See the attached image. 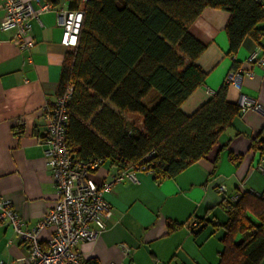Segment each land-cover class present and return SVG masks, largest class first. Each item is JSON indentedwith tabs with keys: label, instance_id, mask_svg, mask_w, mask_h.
I'll list each match as a JSON object with an SVG mask.
<instances>
[{
	"label": "crops",
	"instance_id": "obj_1",
	"mask_svg": "<svg viewBox=\"0 0 264 264\" xmlns=\"http://www.w3.org/2000/svg\"><path fill=\"white\" fill-rule=\"evenodd\" d=\"M23 1L31 2L38 12V1L53 4L54 10L32 21L35 46L30 52H21L13 44V32L0 31V194L12 202L29 228H35L58 200L53 172L44 157V108L58 96L64 59L70 50L61 44L58 11L72 7L70 0ZM229 18L227 12L207 9L190 28L207 47L198 61L207 77L182 105L185 115L193 114L220 90L232 71L225 31ZM253 54L264 60V48L246 38L235 60L253 76L245 73L240 89L230 86L227 100L241 106L242 96H246L261 110L241 113L203 159L175 178L157 181L143 173L137 182L125 179L115 186L106 195L113 210L106 231L78 246L84 261L220 264L225 233L221 226L228 221L224 199L228 201L241 190L264 195V164L251 149L252 139L264 129V62L248 65ZM119 171L107 162L92 177L102 185ZM221 185L226 193L219 191ZM52 236L53 228H47L39 239L46 245ZM27 258L18 236L8 224L0 223V264H27ZM259 264H264V259Z\"/></svg>",
	"mask_w": 264,
	"mask_h": 264
},
{
	"label": "trees",
	"instance_id": "obj_2",
	"mask_svg": "<svg viewBox=\"0 0 264 264\" xmlns=\"http://www.w3.org/2000/svg\"><path fill=\"white\" fill-rule=\"evenodd\" d=\"M70 1L72 9L84 11L78 43L65 56L58 90L62 95L70 85L74 88L67 130L72 152L82 161L101 158L119 170L145 161L157 181L175 178L203 159L242 108L228 102L230 85L225 82L193 114L182 112L207 77L198 64L207 47L190 28L207 9L229 13L228 55L237 71L235 57L246 38L264 48L263 4ZM251 149L264 164V129L252 139ZM152 152L155 157L148 159ZM229 199L222 203L228 221L221 226L220 264H259L264 259V195L245 192L236 203Z\"/></svg>",
	"mask_w": 264,
	"mask_h": 264
},
{
	"label": "built area",
	"instance_id": "obj_3",
	"mask_svg": "<svg viewBox=\"0 0 264 264\" xmlns=\"http://www.w3.org/2000/svg\"><path fill=\"white\" fill-rule=\"evenodd\" d=\"M87 1L80 0V3ZM259 2L264 6L263 0ZM37 5L39 12L31 2L0 0V31L13 32L12 42L21 52H30L35 46L31 36L32 21H39L44 12L54 10L53 4L48 2L38 1ZM83 16L82 8L58 11L59 26L63 31L61 44L70 50L77 46ZM263 62L255 54L246 61L248 65ZM245 73L249 77L253 76L251 71L245 72L242 68L230 71L226 83L240 89ZM73 92L74 88L70 85L62 95H58L53 102H48L44 108L46 128L42 140L45 146L44 157L53 172L57 189L58 200L55 205L35 228H29L14 209L12 202L0 194V223L8 224L26 248L27 264H94L83 260L78 246L100 238L106 231V221L113 216L112 205L106 200V195L112 193L115 186L125 179L137 182L139 174L155 176L150 165L142 161L127 165L110 182L99 185L94 181L92 174L105 164L104 160L99 158L82 161L72 152L67 142ZM241 108L243 114L250 110H261L254 100L246 96H242ZM154 157V152L148 155V159ZM219 191L226 193L225 185H221ZM243 193L245 192L239 191L229 201L236 203ZM47 228H53V236L43 245L39 235Z\"/></svg>",
	"mask_w": 264,
	"mask_h": 264
},
{
	"label": "rangeland",
	"instance_id": "obj_4",
	"mask_svg": "<svg viewBox=\"0 0 264 264\" xmlns=\"http://www.w3.org/2000/svg\"><path fill=\"white\" fill-rule=\"evenodd\" d=\"M135 122H136V124L138 125V126H140V120L137 118V119H135Z\"/></svg>",
	"mask_w": 264,
	"mask_h": 264
}]
</instances>
